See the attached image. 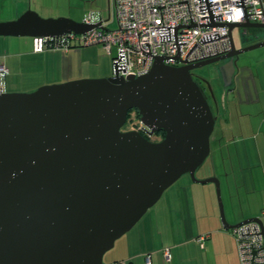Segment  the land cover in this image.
<instances>
[{
	"label": "water",
	"instance_id": "water-1",
	"mask_svg": "<svg viewBox=\"0 0 264 264\" xmlns=\"http://www.w3.org/2000/svg\"><path fill=\"white\" fill-rule=\"evenodd\" d=\"M68 17L44 18L31 9L0 22L2 36L61 37L100 27ZM242 28V47L233 32ZM263 23L230 24L231 50L184 66L158 57L138 77L113 75L43 85L32 92L0 91V264H105L116 241L143 218L164 192L197 171L211 153L217 116L192 70L264 47L245 39ZM211 97L217 98L212 89ZM131 110L142 131L123 130Z\"/></svg>",
	"mask_w": 264,
	"mask_h": 264
},
{
	"label": "crops",
	"instance_id": "crops-1",
	"mask_svg": "<svg viewBox=\"0 0 264 264\" xmlns=\"http://www.w3.org/2000/svg\"><path fill=\"white\" fill-rule=\"evenodd\" d=\"M96 18V22L107 20ZM24 42L28 46L25 52L7 54L0 50V61L9 71L3 87L11 88L21 81L28 91H34L43 84L65 81L66 75L74 74L75 67L72 71L71 64L76 47L65 52L68 58L64 60L65 54L60 55V50L35 52L32 48L34 39ZM256 57L251 65L257 66L254 69L257 72L250 69L246 90L240 92L241 84L237 78L245 66L239 65L241 57L237 66L217 64L219 78L229 94L225 93L228 105L224 108V127L213 134L215 150L212 146L210 155L214 152V158L203 177H217L220 188L230 192L231 212L225 210L224 204L225 219L230 225L258 215V207L250 204V196L261 185L257 174L260 178L264 175V69L258 68L259 65L264 68V51ZM225 66L228 72L222 70ZM26 80L28 82L24 84ZM174 184L153 207L151 219L142 218L116 241L104 258L105 264L117 261L147 264L148 256L151 264H241L235 236L232 228L223 225L213 187H201L207 183L196 182L190 177H182ZM243 192L245 202L241 201ZM166 248L171 254L169 260L165 258Z\"/></svg>",
	"mask_w": 264,
	"mask_h": 264
},
{
	"label": "built area",
	"instance_id": "built-area-1",
	"mask_svg": "<svg viewBox=\"0 0 264 264\" xmlns=\"http://www.w3.org/2000/svg\"><path fill=\"white\" fill-rule=\"evenodd\" d=\"M109 9L114 28H110V21L101 20L100 27L84 34L35 37L34 51H69L100 44L110 54L116 48L119 75L138 77L147 74L158 57L178 67L224 55L232 48L230 24L264 22V0H109ZM95 17L91 12L84 22L97 23ZM8 72L0 61V91ZM232 233L242 264H264V235L259 222L234 227ZM164 254L169 260V248ZM146 259L151 264L150 256Z\"/></svg>",
	"mask_w": 264,
	"mask_h": 264
},
{
	"label": "rangeland",
	"instance_id": "rangeland-1",
	"mask_svg": "<svg viewBox=\"0 0 264 264\" xmlns=\"http://www.w3.org/2000/svg\"><path fill=\"white\" fill-rule=\"evenodd\" d=\"M28 8L33 11H36L37 13L40 14V16L44 18L68 17L76 21H85L87 16L91 12H94L97 16L96 19H98L99 17H103L104 19H107L108 21H110V24H109L110 28L115 27V23L111 21L112 18H109L111 16V12L109 9V0H0V22L14 20L17 17H19L22 13H24ZM233 36H234V40H235L237 47L238 48L241 47L242 46V28L236 27L234 29ZM259 38H264V32ZM33 39H34L33 37H29V36L15 37V36L0 35V50L5 51L7 54L25 52L28 46L25 45L24 41L25 40L31 41ZM32 48L34 49V43L32 44ZM60 51H61L60 55H62L63 53L65 54L63 58L64 60H66L68 58V54H66L65 53L66 51L64 50H60ZM263 51H264V47H260V48L253 49L241 55L239 65L241 66L245 65L246 67L243 66L242 73L239 74L237 78L239 79V84H241L240 86H242V84L244 83L243 87H240V86L238 87L239 92L242 90H246V87H247L246 81H249L250 79L249 74H251L250 69L252 72L253 71L257 72V70H254L255 68H257V66L255 65L254 67H252L251 63L252 61H255V58H257L256 55ZM72 54H73L72 55L73 60L71 64V69L73 71L75 67L74 74L66 75L67 79H65V81H59V82L57 81L54 83H48V84H43V85L58 84V83H64L67 81H72V80H79V79L104 78V77H109L113 75V70H114L113 64L115 61V57L117 55L116 48H114L113 53L110 54L100 44L89 45V46H78L74 48V51ZM49 60L50 62H52L51 61L52 59L50 57H49ZM215 67H217V63L210 64L205 67L196 69V74L200 76L201 78L208 80L211 83L212 89L215 95L217 96L216 98H218L221 101L222 94L224 93V91L222 92L219 86L215 82V79H214L215 78L214 76ZM262 67L263 66L261 65L258 66V68L264 69ZM71 78H75V79H71ZM26 82H28V80H26L24 84ZM3 89L5 92H19V93L32 92V91H28L26 89V86H24L21 81L15 82L13 84V87L11 88L4 86ZM207 92L210 95L209 88L207 89ZM226 94H228V92H226ZM227 103L228 102H227V97H226V108L228 105ZM240 110H241V106H239V111ZM219 113L223 114V110H221ZM128 119L129 120L127 121V124L124 126L123 130L133 129V128H137L138 126H140V118L135 111H132V114L130 115ZM223 127H224V121L222 120V116H220L216 123L215 131L213 134L216 135L217 132H219V130ZM213 137L214 136H212V139ZM151 140L158 141V138L152 137ZM213 143H214L213 140H211V149H212ZM213 149L215 150L214 146H213ZM213 158H214V152H212V156L210 155L205 161V163L202 165V167L197 171L196 173L197 178L204 179L203 176L206 174V172L209 171L210 161ZM257 176L259 178L261 185L258 186V189H257L258 191H255L250 196V204H252V206L258 207L257 217H260L264 223V215L262 214V208L264 207V184H263L264 175L262 176V178L259 177V174H257ZM183 177L192 178L190 175L188 176L184 175ZM206 178H209V177H205V179ZM178 181L176 183H178ZM203 185L204 186L211 185V187H213L214 194L216 197L215 199H216V204L218 207V212L220 213V205H219V198H218L216 184L213 182H210L207 184H202L201 187ZM171 187L169 189H171ZM169 189L166 190V192L169 191ZM220 189H221L220 191H222L221 198H222L223 205L225 204V210L227 208V211L231 212L230 207L232 208V201H231L230 192H228L226 188L222 189L221 187ZM244 192L241 193L242 202L243 201L245 202ZM163 197L160 199L159 202H161ZM246 198H247V195H246ZM153 211H154L153 207L149 209V211L143 216L144 220L147 221L148 219H151V215H153L151 213ZM236 244H237V241H236ZM237 248H238V245H237ZM110 251H108L105 254L106 257H107V254L109 255ZM238 256H239L240 263L242 264L239 250H238Z\"/></svg>",
	"mask_w": 264,
	"mask_h": 264
},
{
	"label": "flooded vegetation",
	"instance_id": "flooded-vegetation-1",
	"mask_svg": "<svg viewBox=\"0 0 264 264\" xmlns=\"http://www.w3.org/2000/svg\"><path fill=\"white\" fill-rule=\"evenodd\" d=\"M27 10H29V8L27 9ZM26 10V11H27ZM252 29H249V31H251ZM263 31L264 30H252V33L253 34H247L246 35V37H245V39L246 40H248L249 41V43L248 44H250V41H256V38H255V36H261L262 34H263ZM242 47V46H241ZM241 57V56H240ZM226 62H222V63H220V64H225ZM219 64V63H218ZM222 70L223 71H226L227 70V72H228V67L227 66H225V67H223L222 68ZM192 74H193V77H194V79L196 80V82H198V84L202 87V89L204 90V93L208 96V99L210 100V102H211V104H212V106H213V109H214V112H215V115L217 116V121H218V118L220 117V116H222V120L224 121L225 120V117H226V115L224 114L225 113V107H226V92H225V87H224V82L219 78V69H218V67H215V82L217 83V82H219L218 83V86H219V88H220V90L223 92L224 91V93L222 94L223 95V99L224 100H221L220 102L218 101V98H217V100H216V102L212 99V97H211V91H210V95H209V93L207 92V89L209 88V90H210V88L212 87V85H211V83L208 81V80H206V79H203V78H201L200 76H198L197 74H196V69L195 70H192ZM221 110H223V114H221V113H219ZM217 113V114H216ZM142 124L140 123V126H138L137 128H133V129H128V130H139V131H141L147 138H149L150 140H151V138L152 137H156V138H158V140H160V139H162V132H159V133H156V134H153V135H148V134H146L144 131H142Z\"/></svg>",
	"mask_w": 264,
	"mask_h": 264
},
{
	"label": "trees",
	"instance_id": "trees-1",
	"mask_svg": "<svg viewBox=\"0 0 264 264\" xmlns=\"http://www.w3.org/2000/svg\"><path fill=\"white\" fill-rule=\"evenodd\" d=\"M132 111H135V112L138 114V112H137L136 110H131V111H130V113H129V116H128V118H129V117H130V115L132 114ZM138 116H139V115H138ZM128 120H129V119H128ZM161 134H162V138H163V137H164V135H165V134H164V132H162Z\"/></svg>",
	"mask_w": 264,
	"mask_h": 264
}]
</instances>
